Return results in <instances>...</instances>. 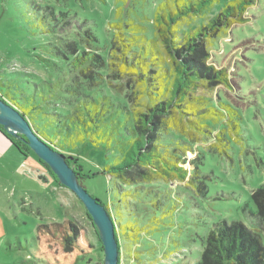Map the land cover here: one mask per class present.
<instances>
[{
  "label": "rangeland",
  "instance_id": "obj_1",
  "mask_svg": "<svg viewBox=\"0 0 264 264\" xmlns=\"http://www.w3.org/2000/svg\"><path fill=\"white\" fill-rule=\"evenodd\" d=\"M165 1L0 0L1 94L30 106L28 120L39 137L57 143L61 148L56 151L65 160L76 159L82 167L81 174L71 168L77 180L82 179L78 182L124 228L121 264H196L202 240L220 222H241L258 233L264 245V229L251 201L254 190L264 185V0H253L241 17L244 22L233 23L209 40L205 64L224 69L231 86L218 85L207 94L208 103L222 110L223 117L197 120L206 125L202 133L185 125L196 133L194 139L170 132L162 141L163 149L187 172L185 181L123 187L102 174L133 138L123 131L126 118L104 116L101 132L93 133L95 141L76 140L71 129L65 135L51 122L53 115L74 113L76 100L66 91L81 89L80 77L65 67L60 56L71 58L62 43L73 41L91 52L81 41L82 32H90L98 37L99 53L105 56L116 33L111 24H120L126 35L143 31L146 39L153 38L150 21ZM232 1L215 0L199 16L185 19L178 32L206 24ZM53 17L57 33L51 30ZM67 73L72 74V82L63 80ZM104 87L108 89L107 84ZM223 105L228 110L223 111ZM3 138L0 264H103L98 233L82 203L53 181L51 171L33 153L16 148L20 139ZM179 139L186 140L191 150L182 152L173 144ZM199 182L205 192L197 190ZM54 224L62 229L58 231ZM69 224L78 238L73 250L66 252L62 237L68 234Z\"/></svg>",
  "mask_w": 264,
  "mask_h": 264
},
{
  "label": "trees",
  "instance_id": "obj_2",
  "mask_svg": "<svg viewBox=\"0 0 264 264\" xmlns=\"http://www.w3.org/2000/svg\"><path fill=\"white\" fill-rule=\"evenodd\" d=\"M214 1L166 0L150 21L154 33V37L150 39L145 38L143 31L126 35L120 24H111V29L116 33L110 40L105 56L99 53L98 37L90 32L81 31V41L82 45L92 49L91 52H85L73 41L62 43L63 50L69 52L71 58L60 53L58 55L63 56L67 69L76 71L80 77L81 89L77 86L66 91L76 100L75 114L65 113L59 117L53 115L55 120L52 119L51 122L59 125L65 135L70 134L71 129V136L76 140L95 141L93 133L95 130L96 133L101 132L100 127L105 123L104 116L126 118L123 131L133 138L120 156L115 157L102 171V174L114 178L120 186L140 188L154 182L168 184L174 180L185 181L187 172L179 165L177 158L163 149L162 141L166 140L170 132L194 139L196 133L185 128V125L202 133L205 132L206 125L197 120L223 117L222 110H216L208 103L207 94L215 86H231L224 69L216 70L205 64L209 58L208 43L233 23L244 22L241 17L247 7L253 4V0L232 1L199 28L186 33H179L177 30V26L185 19L199 16ZM54 17L51 30L57 33ZM61 30L67 29L61 27ZM67 75L68 78L63 80L72 82V74ZM105 84L108 89L104 87ZM109 91L111 97H108ZM1 93L0 91V99L17 110L39 136L32 120H28L31 107H23L9 94ZM45 98H42V102H45ZM221 107L223 111L228 110L224 105ZM0 131L4 137L8 136L1 128ZM22 142H17L22 149L18 144L16 148L25 154L32 153ZM173 142L182 152L191 150L186 140ZM46 143L55 150L61 148L55 142ZM66 162L70 168L75 167L73 170L82 173L83 169L76 159L67 157ZM39 163L49 170L45 164ZM50 174L56 183V177ZM80 180L82 179L78 177L79 182ZM192 182L193 179H190L189 183ZM197 190L205 192L206 187L199 182ZM251 201L256 208L259 225L264 229V185L254 190ZM101 205L112 219L107 207ZM112 221L118 244V264H121L120 239L124 228L120 223ZM54 226L58 231L62 229V225ZM67 232L62 240L65 251L70 252L77 244L78 234L70 224ZM97 241L102 249L98 236ZM202 247L196 264H264V245L260 236L238 221L213 224L202 240Z\"/></svg>",
  "mask_w": 264,
  "mask_h": 264
},
{
  "label": "water",
  "instance_id": "obj_3",
  "mask_svg": "<svg viewBox=\"0 0 264 264\" xmlns=\"http://www.w3.org/2000/svg\"><path fill=\"white\" fill-rule=\"evenodd\" d=\"M0 128L6 135L23 141L37 159L49 168L59 184L77 197L98 233L103 252V264H118V244L114 223L105 208L78 182L76 173L68 166L64 156L43 141L32 130L27 120L1 99Z\"/></svg>",
  "mask_w": 264,
  "mask_h": 264
},
{
  "label": "crops",
  "instance_id": "obj_4",
  "mask_svg": "<svg viewBox=\"0 0 264 264\" xmlns=\"http://www.w3.org/2000/svg\"><path fill=\"white\" fill-rule=\"evenodd\" d=\"M3 137H4L3 134H1L0 132V142H1V139H4Z\"/></svg>",
  "mask_w": 264,
  "mask_h": 264
}]
</instances>
